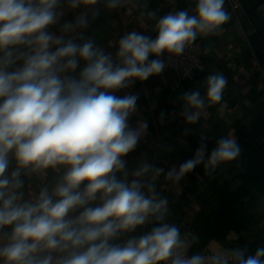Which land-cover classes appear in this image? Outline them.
I'll use <instances>...</instances> for the list:
<instances>
[{
  "label": "clouds",
  "instance_id": "9594fccd",
  "mask_svg": "<svg viewBox=\"0 0 264 264\" xmlns=\"http://www.w3.org/2000/svg\"><path fill=\"white\" fill-rule=\"evenodd\" d=\"M62 2L0 0V264H264V247L246 255L213 243L206 254L189 255L198 237L189 240L165 222L168 200L155 184L164 169L141 162L129 172L125 159L147 125L129 124L138 95L116 93L161 73L164 53L178 56L198 34L219 30L230 18L224 0H197L195 15H164L155 39L124 35L115 59L77 31L98 0H67L69 9L83 10L60 34L50 31L64 15ZM206 84L207 101L220 102L224 76L210 75ZM183 101L186 122L196 123L205 98L196 90ZM205 153L202 139L195 156L165 178L178 182ZM239 153L235 139L222 137L206 167ZM33 175L43 186L26 198L24 177ZM146 225L153 226L130 235Z\"/></svg>",
  "mask_w": 264,
  "mask_h": 264
},
{
  "label": "crops",
  "instance_id": "0c3cea01",
  "mask_svg": "<svg viewBox=\"0 0 264 264\" xmlns=\"http://www.w3.org/2000/svg\"><path fill=\"white\" fill-rule=\"evenodd\" d=\"M124 1L120 0L119 6L113 9L107 7L108 0H98V3L91 6L88 12V26L77 30L83 32L86 39L94 40L96 46L106 53H111L113 59L116 58L115 54L121 37L136 31L155 39L157 35L155 25L159 18L183 9H187L190 15H195L197 3V0H129L133 7V14L126 15L122 8ZM224 9L229 14V20L215 33L201 36L205 48L203 58L205 69L194 79L180 81L176 72L157 74L144 81L136 80L129 88L116 93L119 96L129 93L138 95L136 111L129 117V124L133 128H138L141 124L147 125L137 147L125 158L128 162V170L130 172L141 162L164 169L165 174L155 181L156 191L168 200V215L165 222L176 226L190 219L191 214L186 211L192 208V205H188V199L183 195L186 184L181 180L178 182L168 180L165 176L170 168L177 169L172 162L173 159L190 150L186 140L187 134L197 128L205 132L209 127L222 123L225 114L229 119L239 118L250 122L257 113H264V94L257 103H252L247 98L252 88L253 73L259 70L264 79V70L259 67L256 58L249 57L252 51L248 39L249 22L241 9H233L226 2H224ZM82 10L83 6L76 10L69 9L67 0H63L58 11H63L64 15L58 24L50 28V31L60 34L61 25L65 21L73 20L74 16L79 15ZM97 11L99 14L94 15ZM150 13H155V16H150ZM156 58L150 56L149 60ZM213 74L223 75L227 80L222 99L215 104L209 103L206 99V80ZM262 89L264 90V84ZM196 90L200 92L201 97L205 98V107L201 110L200 119L194 124H188L182 114L183 94ZM166 113H168L167 118H165ZM151 115L155 131L150 130L149 127ZM54 175L49 170L47 181L51 182ZM24 179L26 198L29 191L38 193L43 186L40 178L35 175L24 177ZM152 226H143L130 235L139 236ZM235 237L236 234L233 231H228L229 239ZM213 243L225 246L222 241L213 239L207 247Z\"/></svg>",
  "mask_w": 264,
  "mask_h": 264
},
{
  "label": "trees",
  "instance_id": "16d2710c",
  "mask_svg": "<svg viewBox=\"0 0 264 264\" xmlns=\"http://www.w3.org/2000/svg\"><path fill=\"white\" fill-rule=\"evenodd\" d=\"M238 1L250 25L249 57L254 56L264 70V0ZM263 84L261 72L256 70L247 95L252 103L262 98ZM149 119L150 130L155 131L152 115ZM222 137L235 139L240 153L235 160L209 169L208 155ZM202 139L206 145L204 161L180 179L186 184L183 195L188 205H192L186 211L191 217L177 227L189 240L198 237V242L192 244L193 252L207 248L211 240L217 239L225 246L247 249L246 255H254L258 248L264 247V113H257L250 122L229 119L225 114L222 123L205 132L198 128L190 131L186 136L190 150L172 161L177 170L195 156ZM228 231H233L236 237L229 239Z\"/></svg>",
  "mask_w": 264,
  "mask_h": 264
},
{
  "label": "built area",
  "instance_id": "2783aa9c",
  "mask_svg": "<svg viewBox=\"0 0 264 264\" xmlns=\"http://www.w3.org/2000/svg\"><path fill=\"white\" fill-rule=\"evenodd\" d=\"M228 2L233 9H239L240 3L238 0H224ZM123 12L126 15L133 14V7L129 0H125L122 4ZM202 34H198L196 40L187 46L183 53L180 55H173L169 53H164L160 59L163 60L165 67L161 73L158 75H164L169 72H176L179 76L180 81L194 79L200 72L205 69V63L203 58L205 56V48L202 41ZM225 249L231 250L230 246H222ZM208 248L199 250L197 252L192 251V246L189 249V255L194 253L206 254Z\"/></svg>",
  "mask_w": 264,
  "mask_h": 264
}]
</instances>
